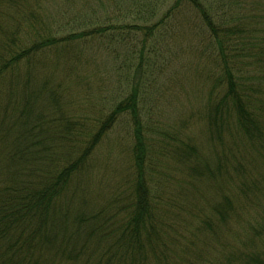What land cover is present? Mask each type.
I'll return each mask as SVG.
<instances>
[{"label":"trees","instance_id":"obj_1","mask_svg":"<svg viewBox=\"0 0 264 264\" xmlns=\"http://www.w3.org/2000/svg\"><path fill=\"white\" fill-rule=\"evenodd\" d=\"M74 1L82 2L0 0V264H168L180 251L189 253L180 264H264V205L257 218L249 216L247 233L237 235L242 251L222 246L226 254L218 262L209 257V245L204 249L223 233L238 234L239 219L248 215H242L239 194L251 203L255 195L264 197V176H250L259 162L264 170V0H123L133 7V23L88 17L66 32L50 28ZM42 2L63 6L50 14ZM139 4L144 8H135ZM186 8L198 26L190 52L197 66L200 60L212 65L196 111L209 147L203 155L194 140L179 143L165 191L152 171L167 163L170 149L165 133L153 141L155 129L143 119L141 83L171 67L173 60L157 61L151 39ZM92 43H105L117 60L123 56L119 66L132 75L128 91L85 117L74 108L66 81L55 77L87 84L77 74L91 59L77 48ZM123 116L131 122L129 191L113 195L101 211L72 212L70 185ZM155 143L161 160L154 159Z\"/></svg>","mask_w":264,"mask_h":264},{"label":"rangeland","instance_id":"obj_2","mask_svg":"<svg viewBox=\"0 0 264 264\" xmlns=\"http://www.w3.org/2000/svg\"><path fill=\"white\" fill-rule=\"evenodd\" d=\"M81 1V4L74 1L68 6H63L60 3L59 7L42 2V7L50 14H55L63 6V9L60 8L61 10H59L53 23L48 26L57 29L59 25L63 32H66L72 27L82 26L88 17H93L97 22L103 17L105 21H111L112 23L134 22V15L130 10L133 7H130V3L127 1L92 0V6L89 0ZM171 1L166 2L164 7L160 6L159 8L165 10V6L170 4ZM142 7L144 8V5L139 4L135 8ZM173 17L171 22L169 20L167 25L159 30L155 34L156 36L154 35L153 39H151L152 42L155 41L159 52L157 61H160V58L163 60L169 59V61L173 60L172 65L165 72L153 73L142 78L143 84L141 83V85L143 92L141 93V103L139 105L143 111V119L149 121V125L155 129L152 134L153 141L156 142L164 133L166 134L164 142L170 149L169 155L166 157L167 163L160 161L152 171L158 184L162 180L165 181L161 186L156 185L158 189H164L165 191H168L166 186L170 182V180L167 182L166 178L171 177V168L173 165H177L174 155L179 143L189 144L190 140H194L196 145L200 147L203 155L207 154L209 147L207 143V130L203 126L202 121H198L200 115L196 111L199 109L198 105L203 103L200 95L205 94L210 86V81L204 77H206L207 71L212 68V65L209 61L200 60L201 66H197V56H194L190 52V49L198 44V26L194 22L195 17L193 13L186 8L174 13ZM74 18H77V20H74ZM121 33L126 35L124 32ZM77 49L82 55L81 58L87 57L91 59L87 68L80 69L81 71L77 74L80 75V78L84 74L88 83L74 86L71 84L73 80L70 81L72 77H61V75H57L55 79L66 81L63 84L70 88L69 97L74 102L73 106L77 112L85 117H91L93 113L103 106H109L119 91L122 94V90H129L128 83L132 73L131 71L124 72L121 66H119L122 63L121 58L123 56L118 57L117 60L116 56L110 53L105 43L102 45L92 43L85 48ZM201 70L204 72L203 75L200 74ZM97 71H105V73L99 76ZM98 79L101 83L99 90H97L99 88L97 85ZM82 85H85L86 89L93 91L88 93L87 90H82L80 88ZM93 87L94 89H92ZM119 88L120 90H118ZM190 115L192 116L191 118ZM215 143L218 145L217 141ZM131 144V122L128 117L123 116L116 121L112 129L107 132L96 147L86 171H83L80 176L78 175L70 185L68 195L70 197L69 206L72 212L84 210L98 211L112 199L113 195L129 191L132 173ZM153 146L155 147L154 159L161 160V154L158 150L162 147L159 148L156 143ZM259 166H261L260 162L258 165H254L255 168L252 167L250 173L252 178H258L260 175L264 176V170L260 171ZM242 177L237 178V181L243 182L241 180ZM171 184L173 185V183ZM205 195L209 198L212 194L210 191H207ZM125 196L123 197L125 198ZM239 197L242 215L244 211L248 215L246 218L239 219L236 230L238 234L234 230L235 234L223 233L220 239H211L212 244L209 242L204 246L205 249L209 245L206 249L209 257H213L218 262H221L222 256L226 254L222 246L227 247L228 251L242 249L237 235L244 236L247 233V223H251L249 216L253 215V218L254 216L257 218V214H254L264 205V197L262 195H255L253 203L250 202L251 199H247L242 194H239ZM188 201L189 196L184 198L183 204L178 202L177 208H184L188 204ZM187 217L186 219L190 221V213L187 214ZM161 229L163 230L162 227ZM107 244L104 245L107 246ZM246 250H249V247ZM185 254L189 253L180 251L174 254L169 259L168 264H180L178 263L180 260H186V258H183ZM188 257L190 259V256Z\"/></svg>","mask_w":264,"mask_h":264}]
</instances>
